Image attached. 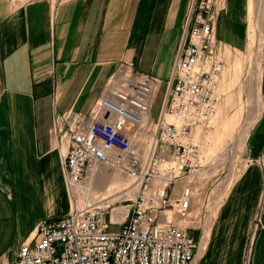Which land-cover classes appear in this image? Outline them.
Instances as JSON below:
<instances>
[{
    "label": "crops",
    "instance_id": "obj_1",
    "mask_svg": "<svg viewBox=\"0 0 264 264\" xmlns=\"http://www.w3.org/2000/svg\"><path fill=\"white\" fill-rule=\"evenodd\" d=\"M190 3L0 0V264L13 263L38 223L70 212L64 164L72 127L92 120L121 65L168 89ZM249 23L250 0H225L219 49L246 52ZM245 157L197 237L194 264H264V107Z\"/></svg>",
    "mask_w": 264,
    "mask_h": 264
},
{
    "label": "built area",
    "instance_id": "obj_2",
    "mask_svg": "<svg viewBox=\"0 0 264 264\" xmlns=\"http://www.w3.org/2000/svg\"><path fill=\"white\" fill-rule=\"evenodd\" d=\"M224 2L191 0L157 120L152 106L161 82L121 65L92 120L72 127L64 164L72 209L38 223L12 264H194L201 241L182 224L193 222L194 181L204 169L194 136L206 131L215 107L223 67L215 25ZM103 167L137 188L120 201L129 203L122 213L90 193Z\"/></svg>",
    "mask_w": 264,
    "mask_h": 264
},
{
    "label": "rangeland",
    "instance_id": "obj_3",
    "mask_svg": "<svg viewBox=\"0 0 264 264\" xmlns=\"http://www.w3.org/2000/svg\"><path fill=\"white\" fill-rule=\"evenodd\" d=\"M26 1L28 0H19V3L23 4ZM216 55L218 59L222 60L224 63V70L219 81L221 100L218 111L212 120L213 128L209 135L211 138L210 145L204 153V159L206 160L205 165L207 166L194 181V197L191 211L193 222L182 224L185 227H188L190 233L197 241H200L197 239L199 234L202 235V232H204L203 235H205L204 226L206 228L207 225L205 221H207V217L210 214L215 196L225 188V184H227V181L230 178H234V182L247 165V159L244 155L246 152L240 153L241 150L236 146V139L248 118L251 117L255 111V105H252L249 102L247 96V89L253 64L252 55L249 51V31L246 52L239 53L238 50L233 51L230 48L219 49L218 42ZM262 65V102L264 104V60ZM166 91V86L163 85L162 89L157 92L155 99L156 103L152 110V116L154 118L158 116L159 111L162 109V104H164L163 102L166 97ZM229 98L232 101L230 107H228L226 103ZM222 106L224 114L221 116L219 115V112ZM225 123V132L219 134V130L223 128ZM115 178H118L119 180L117 186H122V188L125 189L122 191L116 189ZM131 183L132 181L126 176H123L110 168L103 167L91 183L92 189H90V193L92 194L93 199H98L99 201L106 200L107 205H111L113 208H122L129 203H122L120 201L122 199H132L137 192V189L134 185L132 186ZM180 189L181 185H176V192ZM125 191L127 192V196L124 194ZM70 193L72 194L71 189ZM72 197L73 196L71 195L70 210L73 207ZM175 223H178V221L176 220ZM119 229V227L112 226L109 231H118ZM29 236L30 235L22 239L19 246L25 243Z\"/></svg>",
    "mask_w": 264,
    "mask_h": 264
},
{
    "label": "bare ground",
    "instance_id": "obj_4",
    "mask_svg": "<svg viewBox=\"0 0 264 264\" xmlns=\"http://www.w3.org/2000/svg\"><path fill=\"white\" fill-rule=\"evenodd\" d=\"M249 27H250L249 51L252 55V63L253 64H252V71L250 73V80H249V85H248V89H247V96L249 98V102L252 105H255V111H254L253 115L248 118L246 124L243 126V128L241 129V131L239 132V134L237 136L236 146L238 149L241 150L240 153L246 152L247 139L249 137V134L251 132L253 125L260 118L263 107H264V104L262 102V97H263V95H262V83H263V65H262V62L264 60V0H250V23H249ZM215 39L217 40L216 25H215ZM217 45H218V40H217ZM217 50H218V47H217ZM216 54H217V52H216ZM223 70H224V63H223V67L221 68L220 76L218 78V90H217V97L215 100V107H214L213 115L209 120L208 127H207L206 131L198 128L196 130L195 136H194L195 137L194 143L199 145L201 148L200 159H201L202 163L204 164V169L207 166V165H205L206 160L204 159V153H205L207 147L210 145V136L209 135H210V132L213 128L212 120L218 111V107H219L220 100H221V95L219 93V81H220L221 75L223 73ZM234 82H236V81H234ZM156 96H157V94H156ZM156 96H155V99H156ZM155 99H154V101H155ZM102 100H103V98L100 99V101L97 103V106H99V103ZM226 103H227L228 107H230L232 105L231 99L229 98V100ZM223 114H224V109L222 106V108L219 112V115L222 116ZM167 122L173 123V122H175V120L172 117H167ZM225 127H226V123L223 125V128H221V130H219V134L225 132V130H224ZM204 169L200 170L199 173L196 175V177L202 171H204ZM100 171L101 170H98L96 172L97 175ZM116 172L120 173L123 176H126L118 170ZM97 175H96V177H97ZM196 177H195V179H196ZM128 179H130V178H128ZM233 179L234 178H230L227 181V184H225V188L215 196L214 202L212 205V209L210 211V214L207 217V221H205L207 224L206 230H208L210 228V226L212 224V220L214 218V213L217 210V208L219 207L223 198L225 197L231 183L233 182ZM130 180L132 181L131 185L133 186L134 185L133 180L132 179H130ZM118 181H119L118 178H115V186L118 185ZM116 189H119V191H122L125 188H122V186H117ZM124 194H125V196H127L126 191L124 192ZM122 210H123L122 208H119L118 212L122 213ZM119 217H120V215H119ZM200 251H201V245H200L198 255L200 254ZM198 255L195 259V262L199 257Z\"/></svg>",
    "mask_w": 264,
    "mask_h": 264
}]
</instances>
